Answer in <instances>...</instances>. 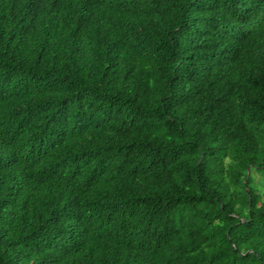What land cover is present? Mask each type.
Segmentation results:
<instances>
[{"label": "trees", "instance_id": "obj_1", "mask_svg": "<svg viewBox=\"0 0 264 264\" xmlns=\"http://www.w3.org/2000/svg\"><path fill=\"white\" fill-rule=\"evenodd\" d=\"M0 264H264V0H0Z\"/></svg>", "mask_w": 264, "mask_h": 264}]
</instances>
